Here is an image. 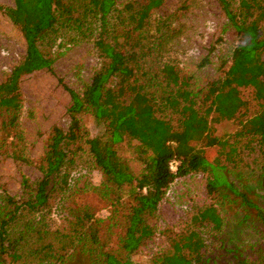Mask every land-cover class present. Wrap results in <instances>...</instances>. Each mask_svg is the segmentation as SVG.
Here are the masks:
<instances>
[{
    "label": "trees",
    "instance_id": "trees-1",
    "mask_svg": "<svg viewBox=\"0 0 264 264\" xmlns=\"http://www.w3.org/2000/svg\"><path fill=\"white\" fill-rule=\"evenodd\" d=\"M165 1L0 4L25 40V53L0 81L2 126L17 140L14 158L40 172L35 180L22 177L20 196L0 192V264H144L132 253L156 234L153 219L167 189L199 172L211 201L186 229L165 227L169 245L148 264H264V0H217L241 40L206 92L144 32ZM62 33L92 38L102 59L83 89L64 87L72 118L91 114L103 130L75 137L54 124L43 154L32 161L24 148L20 83L34 70L53 71L52 48ZM224 121L235 122V130L219 133ZM125 142L143 165L138 174L120 153ZM83 152L102 173L97 190L111 222L89 204L72 202L66 224L55 227L52 208L72 186L70 166ZM112 225L121 228L116 246Z\"/></svg>",
    "mask_w": 264,
    "mask_h": 264
},
{
    "label": "rangeland",
    "instance_id": "rangeland-1",
    "mask_svg": "<svg viewBox=\"0 0 264 264\" xmlns=\"http://www.w3.org/2000/svg\"><path fill=\"white\" fill-rule=\"evenodd\" d=\"M126 1V0H119ZM14 0H0V4H13ZM161 28L158 30L157 28ZM150 39L157 37L162 43L160 55L177 65L183 76L206 92L209 83L218 79L228 68L230 49L241 40L238 32L229 24L217 0H166L155 9L144 31ZM56 57L53 71L46 68L23 75L20 83L22 92L21 128L24 133V148L32 161L44 152L50 131L58 124L73 136L98 135L103 127L91 114L74 119L70 115L71 97L64 84L81 90L90 82L94 70L102 59L92 38L61 34L53 46ZM25 53V40L0 8V81L6 79L13 66ZM157 53H154L156 58ZM209 61L202 64L204 58ZM150 58V57H149ZM152 62L157 66L156 60ZM157 64V65H156ZM0 112V192L20 196L21 180L28 176L35 180L40 172L34 163L17 160L12 155L17 140L2 126ZM219 133L227 134L235 130L233 121L216 125ZM120 153L127 159L134 171H142V163L136 158L128 143L120 146ZM71 168L72 186L65 196L56 199L52 208L53 225L63 227L68 217V205L72 202L89 204L105 223L111 222V209L100 196L97 187L102 173L86 153L77 155ZM211 201L207 190V177L204 173H192L178 177L171 183L161 200L153 222L156 234L145 241L132 253L136 261L148 264L151 257L165 250L169 243L162 230L170 227L175 231L186 229L192 216ZM121 228L111 227V244L118 243Z\"/></svg>",
    "mask_w": 264,
    "mask_h": 264
},
{
    "label": "built area",
    "instance_id": "built-area-1",
    "mask_svg": "<svg viewBox=\"0 0 264 264\" xmlns=\"http://www.w3.org/2000/svg\"><path fill=\"white\" fill-rule=\"evenodd\" d=\"M176 164H177V161L175 159H173L171 162H170V167L172 169H175L176 168Z\"/></svg>",
    "mask_w": 264,
    "mask_h": 264
}]
</instances>
